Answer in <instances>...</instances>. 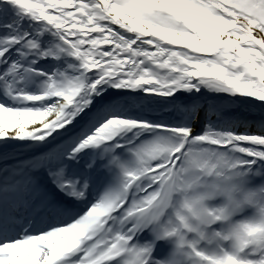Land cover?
Returning <instances> with one entry per match:
<instances>
[{
    "label": "snow or ice",
    "instance_id": "obj_1",
    "mask_svg": "<svg viewBox=\"0 0 264 264\" xmlns=\"http://www.w3.org/2000/svg\"><path fill=\"white\" fill-rule=\"evenodd\" d=\"M0 264H264V0H0Z\"/></svg>",
    "mask_w": 264,
    "mask_h": 264
}]
</instances>
